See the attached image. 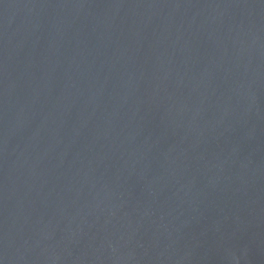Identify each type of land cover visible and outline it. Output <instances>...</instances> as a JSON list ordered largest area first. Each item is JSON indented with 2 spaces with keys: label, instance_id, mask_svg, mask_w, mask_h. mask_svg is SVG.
Instances as JSON below:
<instances>
[{
  "label": "water",
  "instance_id": "obj_1",
  "mask_svg": "<svg viewBox=\"0 0 264 264\" xmlns=\"http://www.w3.org/2000/svg\"><path fill=\"white\" fill-rule=\"evenodd\" d=\"M0 264H264V0H0Z\"/></svg>",
  "mask_w": 264,
  "mask_h": 264
}]
</instances>
